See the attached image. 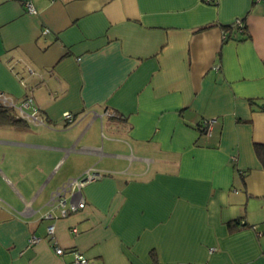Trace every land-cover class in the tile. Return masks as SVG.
Masks as SVG:
<instances>
[{
  "label": "crops",
  "instance_id": "crops-1",
  "mask_svg": "<svg viewBox=\"0 0 264 264\" xmlns=\"http://www.w3.org/2000/svg\"><path fill=\"white\" fill-rule=\"evenodd\" d=\"M26 1L0 0V91L45 123L0 124V264H264V0Z\"/></svg>",
  "mask_w": 264,
  "mask_h": 264
},
{
  "label": "built area",
  "instance_id": "built-area-1",
  "mask_svg": "<svg viewBox=\"0 0 264 264\" xmlns=\"http://www.w3.org/2000/svg\"><path fill=\"white\" fill-rule=\"evenodd\" d=\"M206 3H211L215 0H203ZM257 2L262 0H255ZM25 7L27 12L31 15H36L38 13L37 8L35 7L34 3L30 1H26ZM236 28L243 32L245 28V24L242 19H237L235 21ZM45 33L48 32L47 29L44 31ZM31 70V69H30ZM31 72H33L31 70ZM0 107L7 108L12 112H15V116L25 120L26 122L33 123V124H44L45 120L43 115L41 114L40 108L35 104L34 98L32 94H28L21 100H17L12 95L0 91ZM63 119L65 120L67 125H72L76 121V117L73 112H65L63 114ZM216 119H207L204 120L202 123L203 131L205 134L210 135L214 124L216 123ZM99 178V174H97L94 168H90L83 175L77 178H72L61 184L55 191L52 192L51 197L49 199L48 205L52 207V209H59V214L61 217H67L79 209L85 206V202H74L68 201V196L74 194L75 192H81L82 188L91 181H94ZM0 198V202H1ZM73 233H78V229L76 227L72 230ZM55 233V226L49 225L47 227V234L49 237L54 236ZM40 239L36 236H31L29 239L30 245L39 242ZM65 252L62 247H56V253L61 255ZM72 264H94L92 263L88 257L80 251L73 252V261Z\"/></svg>",
  "mask_w": 264,
  "mask_h": 264
},
{
  "label": "trees",
  "instance_id": "trees-1",
  "mask_svg": "<svg viewBox=\"0 0 264 264\" xmlns=\"http://www.w3.org/2000/svg\"><path fill=\"white\" fill-rule=\"evenodd\" d=\"M215 1L211 2L214 3ZM226 31H232L234 32V26L232 25H227V26H223ZM245 31V28H244ZM232 32V33H233ZM0 124H12V125H25L27 124V122L23 119H20L18 117H16L15 115H12V111L4 108V107H0ZM202 131H203V126L201 125ZM204 133V131H203ZM256 152L260 158V160L262 161L263 165H264V146L261 144H257L256 145Z\"/></svg>",
  "mask_w": 264,
  "mask_h": 264
}]
</instances>
